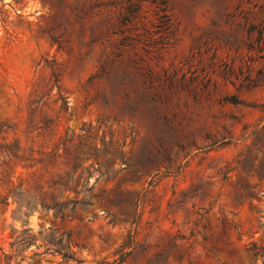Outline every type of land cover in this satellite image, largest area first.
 <instances>
[{
    "label": "rangeland",
    "instance_id": "obj_1",
    "mask_svg": "<svg viewBox=\"0 0 264 264\" xmlns=\"http://www.w3.org/2000/svg\"><path fill=\"white\" fill-rule=\"evenodd\" d=\"M49 80L115 164L27 221L77 262L30 264H264V0H0V122ZM22 225L0 210V248Z\"/></svg>",
    "mask_w": 264,
    "mask_h": 264
},
{
    "label": "trees",
    "instance_id": "obj_2",
    "mask_svg": "<svg viewBox=\"0 0 264 264\" xmlns=\"http://www.w3.org/2000/svg\"><path fill=\"white\" fill-rule=\"evenodd\" d=\"M54 83H36L21 127L0 122V210L26 224L12 229L7 247L0 248V264H30L46 255L59 256L61 263L77 262L61 240L54 243L53 236L38 244L27 221L36 213L62 220L89 205L91 180L108 179L115 164L111 142L98 137L91 126L77 135L61 131L68 108L62 95H52ZM249 253L256 261L264 250L253 244Z\"/></svg>",
    "mask_w": 264,
    "mask_h": 264
}]
</instances>
